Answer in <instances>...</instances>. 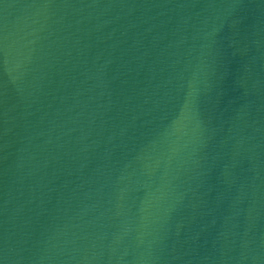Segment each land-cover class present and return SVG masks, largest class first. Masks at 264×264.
<instances>
[{
  "label": "water",
  "instance_id": "obj_1",
  "mask_svg": "<svg viewBox=\"0 0 264 264\" xmlns=\"http://www.w3.org/2000/svg\"><path fill=\"white\" fill-rule=\"evenodd\" d=\"M0 264H264V0H0Z\"/></svg>",
  "mask_w": 264,
  "mask_h": 264
}]
</instances>
